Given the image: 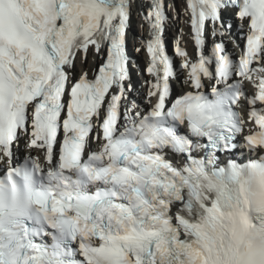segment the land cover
I'll use <instances>...</instances> for the list:
<instances>
[{
  "label": "snow or ice",
  "instance_id": "snow-or-ice-1",
  "mask_svg": "<svg viewBox=\"0 0 264 264\" xmlns=\"http://www.w3.org/2000/svg\"><path fill=\"white\" fill-rule=\"evenodd\" d=\"M133 6L0 0V264H264V0H185L178 96L169 5H143L144 107Z\"/></svg>",
  "mask_w": 264,
  "mask_h": 264
},
{
  "label": "bare ground",
  "instance_id": "bare-ground-1",
  "mask_svg": "<svg viewBox=\"0 0 264 264\" xmlns=\"http://www.w3.org/2000/svg\"><path fill=\"white\" fill-rule=\"evenodd\" d=\"M135 3L140 4L141 6L145 5L146 2L145 0H134ZM143 8V7H142ZM176 8L179 9L177 7V0H176ZM179 15H177V13L174 15V17H172L171 21H170V28L173 30H177L179 31V34L181 35V30H182V35L181 37H183L184 39H187V16L184 15V5L182 8L179 9ZM134 19L139 18L140 19V23L144 26V33H137V35L141 36L142 39L146 38V34L148 31L147 25L145 24L144 18L143 16H138V15H134L133 17ZM184 41V40H183ZM141 44H139L138 46H140ZM139 54L143 55V51L141 50L139 52ZM98 60V56L96 55H92L90 54L88 57V62L86 64L85 67L81 66V72L83 71H90L93 67H94V62ZM187 74L182 75L183 79L186 77ZM139 80V79H138ZM139 93L142 92V90H138Z\"/></svg>",
  "mask_w": 264,
  "mask_h": 264
},
{
  "label": "rangeland",
  "instance_id": "rangeland-1",
  "mask_svg": "<svg viewBox=\"0 0 264 264\" xmlns=\"http://www.w3.org/2000/svg\"><path fill=\"white\" fill-rule=\"evenodd\" d=\"M174 17V16H173Z\"/></svg>",
  "mask_w": 264,
  "mask_h": 264
}]
</instances>
